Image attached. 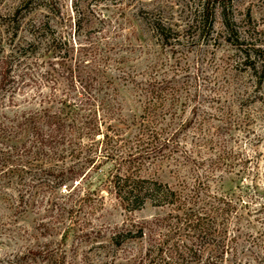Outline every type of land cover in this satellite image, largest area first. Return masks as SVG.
Returning <instances> with one entry per match:
<instances>
[{
    "label": "rangeland",
    "instance_id": "1",
    "mask_svg": "<svg viewBox=\"0 0 264 264\" xmlns=\"http://www.w3.org/2000/svg\"><path fill=\"white\" fill-rule=\"evenodd\" d=\"M94 68L140 81L165 73L189 92L184 118L204 126L193 123L179 151L193 152L200 175L222 152L235 165L216 172L224 192L251 202L232 264H264V0H0V264H98L94 238L81 231L107 236L166 215L149 204L124 213L104 192L98 200L94 185L71 197L73 188L51 187L54 152L35 144L24 122L53 95L76 99ZM118 83L116 102L133 116L134 93Z\"/></svg>",
    "mask_w": 264,
    "mask_h": 264
},
{
    "label": "trees",
    "instance_id": "2",
    "mask_svg": "<svg viewBox=\"0 0 264 264\" xmlns=\"http://www.w3.org/2000/svg\"><path fill=\"white\" fill-rule=\"evenodd\" d=\"M205 11L202 9V17ZM154 30L160 38L165 37L161 25H154ZM90 73L76 99L53 95L45 107L24 122L35 144L54 152L51 161L55 168L48 171L51 187L57 192L73 188L68 195L71 197L83 184L88 188L94 185L98 200H104V192L124 213L139 211L146 204L166 210L165 217L152 226L132 223L107 236L81 231L85 240L94 238L98 264L238 261L243 210L251 202L245 195L224 192L221 184H216L217 179L221 181L216 172H232L235 168L224 152L214 157L200 175L191 159L193 152L179 151L180 137H185L188 128L193 123L204 126V119L198 123L193 117L184 118L191 102L189 92L172 85L165 73H145L142 81L121 69L116 77L95 68ZM118 82L134 93L138 107L133 116L125 115L120 102H116L121 94ZM106 164L110 166L101 171ZM165 169L169 175L163 180L159 174H165ZM245 171H238L240 183L236 188L243 186ZM63 254L59 258L62 263Z\"/></svg>",
    "mask_w": 264,
    "mask_h": 264
}]
</instances>
